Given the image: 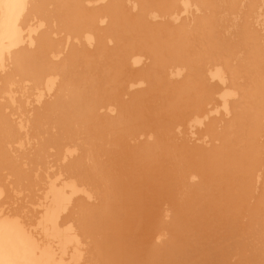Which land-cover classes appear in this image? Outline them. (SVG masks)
<instances>
[{
  "label": "bare ground",
  "instance_id": "1",
  "mask_svg": "<svg viewBox=\"0 0 264 264\" xmlns=\"http://www.w3.org/2000/svg\"><path fill=\"white\" fill-rule=\"evenodd\" d=\"M0 213L55 264H264V0H0Z\"/></svg>",
  "mask_w": 264,
  "mask_h": 264
},
{
  "label": "rangeland",
  "instance_id": "2",
  "mask_svg": "<svg viewBox=\"0 0 264 264\" xmlns=\"http://www.w3.org/2000/svg\"><path fill=\"white\" fill-rule=\"evenodd\" d=\"M21 227V226H20ZM39 227V232L37 234H34L31 228L33 230H36ZM30 229L19 228L16 226L12 219L2 215L0 213V231L3 233L2 236L5 238V242L11 243L10 245L17 246L19 243H22L24 245V249H26V255L25 259L31 263L32 261L36 264L39 262H44L43 264H55L54 261L50 263V261H47V251H49V248L52 249V253L56 254L58 253V250H55L57 248L56 243L54 246L52 244L47 243L48 239L52 240L53 237L49 236V229L45 228L44 225L42 226L41 223L38 222L37 227H31ZM50 251L48 253L49 259H52ZM41 262V264H42Z\"/></svg>",
  "mask_w": 264,
  "mask_h": 264
},
{
  "label": "flooded vegetation",
  "instance_id": "3",
  "mask_svg": "<svg viewBox=\"0 0 264 264\" xmlns=\"http://www.w3.org/2000/svg\"><path fill=\"white\" fill-rule=\"evenodd\" d=\"M3 233L0 231V264H35L33 262L29 263L25 257H27L26 252L22 243L17 246L10 245L9 240L5 242Z\"/></svg>",
  "mask_w": 264,
  "mask_h": 264
}]
</instances>
